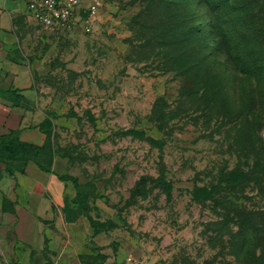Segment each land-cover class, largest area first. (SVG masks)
I'll return each mask as SVG.
<instances>
[{"label": "rangeland", "instance_id": "1", "mask_svg": "<svg viewBox=\"0 0 264 264\" xmlns=\"http://www.w3.org/2000/svg\"><path fill=\"white\" fill-rule=\"evenodd\" d=\"M96 1L68 27L22 25L17 56L51 167L89 181L84 264H264V65L230 61L264 0Z\"/></svg>", "mask_w": 264, "mask_h": 264}, {"label": "crops", "instance_id": "2", "mask_svg": "<svg viewBox=\"0 0 264 264\" xmlns=\"http://www.w3.org/2000/svg\"><path fill=\"white\" fill-rule=\"evenodd\" d=\"M25 23L33 21L23 0H0V87L12 86L21 94L17 105L0 96V135L19 129L20 141L39 146L44 114L27 104L30 73L17 57ZM75 195L73 183L53 168L46 172L31 160H0V241L8 239L11 227L14 264H84L92 255L98 235L81 206L73 203ZM3 252L0 243V264Z\"/></svg>", "mask_w": 264, "mask_h": 264}, {"label": "trees", "instance_id": "3", "mask_svg": "<svg viewBox=\"0 0 264 264\" xmlns=\"http://www.w3.org/2000/svg\"><path fill=\"white\" fill-rule=\"evenodd\" d=\"M165 1H171V0H165ZM178 2H182L183 0H177ZM193 1V0H191ZM210 0H199V3L202 5H208ZM208 5V9H209ZM207 8V7H206ZM262 8L261 3H257V7H253V9L249 8V13H251V18L254 19L253 25L255 33H253V37L249 39V42L247 41L245 43L246 47L245 49L239 51L235 56H231V63L233 64L234 68L238 72H242L244 74L253 73L255 70L260 68L262 65H264V41L260 40V36L264 38V21L260 17V10ZM259 16V17H258ZM260 23V24H259ZM236 48V46H235ZM0 96H3L4 98H7L11 104L17 105L19 103V99L21 97L20 90L12 87H0ZM45 117L42 119L41 123L39 124L40 127L45 122ZM45 147L43 145H32L27 142H23L19 140V129L17 130H11L9 133L0 135V160L1 161H21L26 162L28 160H31L35 162L38 167L46 172H52L51 168V157L47 156L45 153ZM259 167H262L264 169V161H261L258 163ZM7 170L12 173L13 168L11 166L7 165ZM251 173L250 171H244L243 169L239 168V170H233L229 172L228 174L233 175L234 179L246 178L247 174ZM259 176V173H255V177L257 178ZM59 178L63 180H70L76 190V195L73 198V203L79 204L82 208V210L85 213L84 207L82 205L81 197L84 196V191H82V187L84 185H87L89 183L88 180L84 179L81 180L78 176H63L59 174ZM233 179V180H234ZM254 179V177H253ZM241 180V179H240ZM235 181V180H234ZM203 192L206 193V197L208 198L210 196V190L208 192L207 189H201ZM196 195V194H195ZM87 216V215H86ZM89 219L91 226H92V220L90 217L87 216ZM251 234H244V238H242L245 241V238L249 236L250 239L252 237ZM262 259L258 257L259 259L264 261V256ZM257 259V258H256Z\"/></svg>", "mask_w": 264, "mask_h": 264}, {"label": "built area", "instance_id": "4", "mask_svg": "<svg viewBox=\"0 0 264 264\" xmlns=\"http://www.w3.org/2000/svg\"><path fill=\"white\" fill-rule=\"evenodd\" d=\"M27 15L43 27H68L75 24L81 12L83 1L88 2L87 19L98 8L96 0H23ZM119 264H149L133 256H127Z\"/></svg>", "mask_w": 264, "mask_h": 264}]
</instances>
